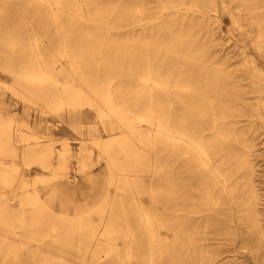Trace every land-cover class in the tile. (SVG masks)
<instances>
[{"label": "bare ground", "instance_id": "bare-ground-1", "mask_svg": "<svg viewBox=\"0 0 264 264\" xmlns=\"http://www.w3.org/2000/svg\"><path fill=\"white\" fill-rule=\"evenodd\" d=\"M156 1L164 4L0 0V25L9 29H0V66L14 76L13 96L75 126L88 105L105 131L92 138L97 153L87 140L78 154L66 141L56 151L52 138L43 139L41 118L32 126L25 113H0V264H72L71 251L81 264H216L200 229L203 205L230 211L234 248L252 249L243 243L255 231L264 247V0H232L227 8L243 32L234 46L248 88L259 93L253 104L244 103L243 79L233 75L232 88L215 66L219 0ZM72 157L82 187L68 176ZM32 164L50 176L32 178Z\"/></svg>", "mask_w": 264, "mask_h": 264}, {"label": "rangeland", "instance_id": "rangeland-1", "mask_svg": "<svg viewBox=\"0 0 264 264\" xmlns=\"http://www.w3.org/2000/svg\"><path fill=\"white\" fill-rule=\"evenodd\" d=\"M148 1L155 8H159L164 4V1ZM231 2L232 0H227V3H223L219 0V2L216 3L215 10L212 11L214 19L220 20V32L222 35V37H219L218 39V42L220 43V48H217L218 52L213 53V59H217L218 62H216L215 66L217 65L222 69L221 72L223 77H225L226 82H231L230 86H232V88L236 86L231 81V77L233 75L240 79L239 81L243 79L242 83L244 84V87H242V90L244 89L245 96L247 97L244 103L253 104L255 96L259 95V93L254 94L251 89L248 88V84H250L249 82H251L250 74L247 73V71L242 72V63L244 59L239 54L241 47H235L234 45L240 44L241 40H243L244 37L241 29L237 27L236 23L232 22L229 16L227 8ZM184 11L185 10H182V12H180V19L177 22L179 28H181L182 21H185L184 18L187 13ZM242 14L244 13L240 12L238 17L240 20H242L241 22L244 23L246 20L244 19V17H242ZM188 15L192 19L197 18V12L194 14L189 13ZM165 16L171 17L170 13L166 12L164 13V17ZM160 17H163V14H160ZM0 29L9 30L8 27H6L4 24L0 25ZM29 33L30 32L25 33L24 36V44L26 46L30 45V41L28 38V35H30ZM127 35L128 33H123L120 37L124 38ZM245 39L249 43L250 40L248 38ZM5 49L6 47L0 44V50ZM248 51H251L252 54H255L253 47H250ZM167 54L168 53L165 52V55ZM258 62L260 65L264 66V57H259ZM14 82L15 79L12 73L4 70L3 66H0V87H2L3 89L2 98L5 101L6 106V108H3V106L0 104V113H11L18 118H21L25 113L27 115L26 123L30 125L32 124V126L35 125V120L40 121L41 118V123L43 124V126H41L43 134L42 136H44L43 139L48 140V138H52L56 151L59 150L61 144L66 141L69 143L72 152L74 154H78L82 144L87 140V144L95 153H97L96 145H94L92 138H97L98 135L104 134L105 131L103 130L101 124L98 122L96 111H94L90 106L85 105L83 107L85 113L83 117L80 118L81 121H77L79 124L75 126L74 123L76 122V120H72L68 116L62 117L61 115H49L43 112L44 109L42 104L26 102L21 98H15L11 90L9 89V87ZM63 83H65V81L60 79L59 84L61 85ZM245 83L247 84V86L245 85ZM9 108L11 109L10 112H8L10 110ZM242 109L245 110L246 114L251 113L250 107H248L247 109V106H245ZM239 121L243 122L242 125H251L249 123V121L251 122V120H248L246 118H242ZM260 140L261 137L258 136L256 137V140L253 141L257 142L258 146H260ZM258 153L264 154V149L260 150ZM103 162L104 160H101L97 162L93 167V173L94 175H96V177L99 176V170L100 168H102L101 164ZM26 170L32 173V178H44L50 176V172L42 169L37 164L30 165ZM68 176H70L71 178H77L79 186L82 187L85 185L81 180L82 175L78 169V163L75 157L71 158ZM123 195L126 201H132L133 198L129 195L128 192L124 193ZM115 198L117 199L119 197L116 195ZM208 208V205H203L204 214L203 219L200 222V229L203 233L206 227L207 233L209 234L208 245L215 258H217L216 264H256L254 262V259L251 257V253L249 251H255L259 257H264V247L261 246V244L263 245V242L262 239H260L257 231H255V234L252 237H248L243 243L244 245L245 243L253 245L252 249H249L248 247H243L240 243H238L237 248H234L236 242H234V240L230 238L231 236H229V233L231 234L235 232V229L227 224V220H230L232 217L230 211L225 206H211L210 209L212 210V212L209 211ZM238 224L240 225L243 232L247 231V228L242 223V221H240V223ZM200 241H202L201 238ZM37 247V245H32L31 248L32 250H36ZM120 248L124 249L123 247ZM28 255L30 254L24 253L22 255V261L24 263L27 262V257H30ZM67 258L72 264H81L79 256L76 254L75 251H71Z\"/></svg>", "mask_w": 264, "mask_h": 264}]
</instances>
